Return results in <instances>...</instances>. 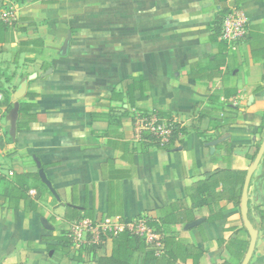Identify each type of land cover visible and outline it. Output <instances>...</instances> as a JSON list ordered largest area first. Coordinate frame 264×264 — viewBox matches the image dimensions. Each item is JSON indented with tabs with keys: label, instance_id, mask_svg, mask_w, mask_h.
Listing matches in <instances>:
<instances>
[{
	"label": "crops",
	"instance_id": "0c3cea01",
	"mask_svg": "<svg viewBox=\"0 0 264 264\" xmlns=\"http://www.w3.org/2000/svg\"><path fill=\"white\" fill-rule=\"evenodd\" d=\"M231 9L235 47L215 30ZM140 111L181 132L149 144ZM263 116L264 0H0V264H241ZM247 198L264 264V155ZM140 217L160 249L67 243L82 219Z\"/></svg>",
	"mask_w": 264,
	"mask_h": 264
},
{
	"label": "built area",
	"instance_id": "2783aa9c",
	"mask_svg": "<svg viewBox=\"0 0 264 264\" xmlns=\"http://www.w3.org/2000/svg\"><path fill=\"white\" fill-rule=\"evenodd\" d=\"M248 29L247 18L239 10L231 9L221 19L218 36L230 47H235L245 41ZM136 119L139 129L153 135L160 146L169 142L173 132V124L176 123L174 119L167 122L154 115H142L140 112L136 113ZM122 231H127L147 244H153L157 249L161 248V243L153 229L146 225V220L142 217L125 223L109 218L100 220L82 219L71 225L67 230V237L71 249H80L84 253H92L93 249L97 250V247L103 246L108 234L115 235Z\"/></svg>",
	"mask_w": 264,
	"mask_h": 264
},
{
	"label": "trees",
	"instance_id": "16d2710c",
	"mask_svg": "<svg viewBox=\"0 0 264 264\" xmlns=\"http://www.w3.org/2000/svg\"><path fill=\"white\" fill-rule=\"evenodd\" d=\"M224 14L225 13H223L218 19H217V22H216V28H215V30H216V34H217V36L219 35V24H220V22H221V19H222V17L224 16ZM22 107H23V105H22ZM21 110H23V108H21V106H20V111ZM140 113L142 114V115H154V116H156L157 118H159V119H163V120H165V121H167V122H171V120H172V118H165V117H163V116H161L159 113H157L156 111H152V112H144V111H140ZM19 126H20V124L18 123V130H19ZM259 129L261 130V131H264V116H263V120H262V123H261V125L259 126ZM179 132H181V129H179V124H177V123H174L173 124V132H172V135H171V137H170V140H169V142L168 143H166L165 145H162V146H160L158 143H157V141H156V139H155V137L153 136V135H151L149 132H143V140L144 141H146V142H148L149 144H152V145H155V146H157V147H160V148H167L169 145H170V143L173 141V139L175 138V136L179 133ZM146 220V225H147V219H145ZM248 220H249V222L255 227V223H254V221H253V219H252V217H251V215H250V212H248ZM148 224H149V222H148ZM148 227H151V225L149 224V225H147ZM152 229H153V227H151ZM106 237H109L110 239H112L113 240V242H114V244H116L117 243V240H121V239H126L128 242L129 241H131V240H135L136 242H141L142 244L143 243H145L142 239H139V238H137V237H135V236H132L131 234H129L127 231H122V232H120V233H117V234H108ZM66 238H67V243H68V245L70 246V241H69V238L67 237V234H66ZM100 247H97V249H99ZM96 250L95 249H93L91 252L93 253V252H95ZM118 260L115 258V256H111L110 258H108V259H104V258H102V259H100L99 260V263L100 264H115L116 262H117ZM120 262V261H119ZM118 264H121V263H118ZM226 264V263H225Z\"/></svg>",
	"mask_w": 264,
	"mask_h": 264
},
{
	"label": "water",
	"instance_id": "95a60500",
	"mask_svg": "<svg viewBox=\"0 0 264 264\" xmlns=\"http://www.w3.org/2000/svg\"><path fill=\"white\" fill-rule=\"evenodd\" d=\"M264 155V138L260 144V147L257 151L256 157L253 160L252 164L248 168L246 172V178L244 181L243 189H242V195H241V202H240V209H241V217L243 222V227L247 231L249 235V244L246 250V253L244 255V258L241 262V264H248L250 261V258L253 254V250L255 247L256 239H257V231L253 228L251 223L248 220L247 214H248V206H247V192L248 187L250 183V179L254 171L256 170L258 164L260 163L262 157Z\"/></svg>",
	"mask_w": 264,
	"mask_h": 264
}]
</instances>
